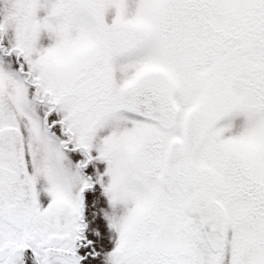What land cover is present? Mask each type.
<instances>
[{
	"label": "snow or ice",
	"instance_id": "6c2138e0",
	"mask_svg": "<svg viewBox=\"0 0 264 264\" xmlns=\"http://www.w3.org/2000/svg\"><path fill=\"white\" fill-rule=\"evenodd\" d=\"M0 264H264V0H0Z\"/></svg>",
	"mask_w": 264,
	"mask_h": 264
}]
</instances>
